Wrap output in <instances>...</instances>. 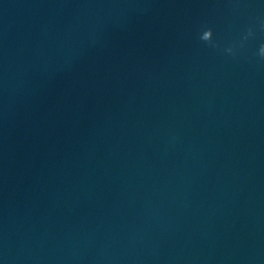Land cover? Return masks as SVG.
<instances>
[{
	"label": "water",
	"instance_id": "obj_1",
	"mask_svg": "<svg viewBox=\"0 0 264 264\" xmlns=\"http://www.w3.org/2000/svg\"><path fill=\"white\" fill-rule=\"evenodd\" d=\"M261 45L264 0H0V264H264Z\"/></svg>",
	"mask_w": 264,
	"mask_h": 264
},
{
	"label": "clouds",
	"instance_id": "obj_2",
	"mask_svg": "<svg viewBox=\"0 0 264 264\" xmlns=\"http://www.w3.org/2000/svg\"><path fill=\"white\" fill-rule=\"evenodd\" d=\"M249 35H251V32H249ZM245 38H247V37H245ZM200 39L201 40H203V41H205V42H208V43H212V40H213V32H212V30L209 28V29H206V30H204L203 32H202V34H201V37H200ZM213 46H215V45H213ZM227 51L229 52V53H231L232 52V49L231 48H229V49H227ZM259 56L262 58V59H264V45H261L260 46V48H259Z\"/></svg>",
	"mask_w": 264,
	"mask_h": 264
}]
</instances>
